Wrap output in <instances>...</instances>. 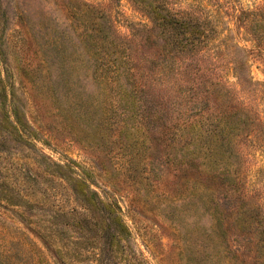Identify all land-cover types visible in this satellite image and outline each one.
<instances>
[{
    "label": "rangeland",
    "instance_id": "1",
    "mask_svg": "<svg viewBox=\"0 0 264 264\" xmlns=\"http://www.w3.org/2000/svg\"><path fill=\"white\" fill-rule=\"evenodd\" d=\"M199 1L178 3L189 9ZM203 1L209 8L208 0ZM211 2L218 6L219 44L236 68L239 57L247 58L254 49L238 18L242 11L264 8V0ZM85 4L98 15L86 19L90 34L97 22L104 36L116 33L137 40L145 34L140 29L149 21L129 0H0L2 74L14 83L37 136L29 144L0 138L4 148L0 152V182L32 202L39 200L40 208L47 211L59 207L80 210L81 203L60 177L63 169L58 168L75 162V172L120 205L131 234L130 248L146 264H192L187 250L189 234L203 233L216 224L214 210L226 223L220 234L232 264H238V255L252 251L250 242L246 249L241 246L244 237L254 242L252 248H257V253L264 252L263 141L244 140L232 155L224 149L223 167L218 169L222 173L203 176L189 172L185 178H195L207 191L194 190L193 195L172 201L180 196L185 179L176 171L171 138L160 133L164 122L150 118L157 109L155 104L126 100L129 84L120 92L100 80L91 56L95 49L88 50L82 35L80 10ZM148 65L144 63V72ZM250 71L260 89L254 104L264 123V65L254 56ZM233 72L229 81L238 95ZM146 91L139 94L142 102L152 93ZM41 213L0 202V222L24 231L51 259L49 251L53 250L46 249L35 236L40 225L33 222Z\"/></svg>",
    "mask_w": 264,
    "mask_h": 264
},
{
    "label": "trees",
    "instance_id": "2",
    "mask_svg": "<svg viewBox=\"0 0 264 264\" xmlns=\"http://www.w3.org/2000/svg\"><path fill=\"white\" fill-rule=\"evenodd\" d=\"M129 1L149 21L148 26L140 29L145 34L137 40L116 33L112 37L104 36L99 22L90 34L86 19L98 15L87 4L80 10L84 42L89 44L88 50L95 49L91 53L95 70L100 73V80H105L114 90L124 92L122 86L129 84L128 102L153 103L157 107L150 118L163 120L164 128L160 133L163 138H171L176 171L185 179L180 196L172 201L191 196L194 190L207 191L198 180L191 181L185 175L191 171L203 176L222 173L218 169L223 167L224 149H229L232 155L245 144L244 140L258 138V142L264 143V123L254 104L260 89L250 71L253 56L264 65V8L242 11L238 18L254 49L247 58L239 57L237 67L232 68L226 48L218 41L222 34L216 23L218 6L211 0L206 3L209 8L200 0L189 9L179 5L178 0ZM1 53L0 48V59ZM144 63L149 64L145 72ZM1 65L2 61L0 138H16V142L29 144L36 139V132L26 118L14 83L3 76ZM232 69L238 95L229 81ZM146 90L152 93L142 102L139 94L148 92ZM1 145L0 152H3ZM68 164L58 166L63 169L60 177L70 186L75 200L81 203L80 210L64 211L59 207L47 211L40 208L39 200L32 202L19 190L0 182V202L24 207L30 212L42 211L41 218L33 222L40 225L35 228L38 234L34 235L46 249L53 250L49 251L52 256L48 259L41 245L24 231L8 228L0 222V264H146L141 255L130 248L131 234L120 205L94 190L86 178L75 172V162ZM211 164H215V168H211ZM189 186L193 192L188 190ZM212 216L216 224L209 230L189 234L187 250L192 264H232L225 255L220 234L226 223L218 210H214ZM241 242L244 248L246 242L252 246L254 243L245 237ZM252 246L249 255H238V264H264V252L258 250L257 253V248Z\"/></svg>",
    "mask_w": 264,
    "mask_h": 264
}]
</instances>
